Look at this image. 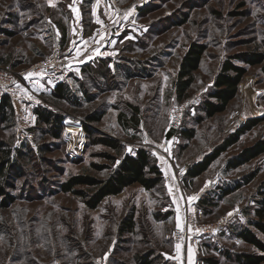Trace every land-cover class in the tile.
Instances as JSON below:
<instances>
[{
  "label": "rangeland",
  "instance_id": "374dc122",
  "mask_svg": "<svg viewBox=\"0 0 264 264\" xmlns=\"http://www.w3.org/2000/svg\"><path fill=\"white\" fill-rule=\"evenodd\" d=\"M193 40L206 43L207 49L188 97L179 102L174 81L180 59ZM57 47L67 50L69 57L100 50V67H106L107 74L101 76L100 87L74 74L69 84L80 97L78 103L55 102L48 90L38 93L40 98L28 92L27 98L21 97L23 104L18 102L15 124L0 126L1 140L13 148L27 141L40 153L26 162L25 175L4 183L0 264H138L137 257L145 253L152 264H208V257L218 259V264H240L226 252H256L234 230L251 215L257 187L264 179V153L232 169L226 162L264 138V119L198 177L178 182L174 170L176 165L188 167L201 159L232 132L228 127L232 109L245 103L249 118L258 116L252 96L242 95L241 88L257 86L264 100L261 64L248 67L237 96L224 111L196 121L224 59L243 50L264 51V0H0V58L6 59L0 64L28 68ZM97 61L95 57L89 62ZM82 84L94 94L92 100L83 95ZM30 100L82 122L87 114L103 111L101 120L89 123L94 136L108 133L121 139V153L146 147L159 166L171 170L154 189L134 183L90 208L79 195L61 190V182L78 173L106 177L110 168L95 164L113 166L115 162L103 153L118 157L121 153L92 142L87 132L83 147L77 148L73 131L80 126L69 120L67 128L63 123L61 138L42 131L29 111ZM184 102L182 127L195 128L190 140L179 132L168 134L173 106ZM41 145L46 149L40 150ZM253 172L257 174L249 183L218 199L219 186ZM132 210L135 230L120 234L119 223ZM188 212L195 217L194 227L220 224L213 232L198 233L187 245L177 243L173 232L178 223H185Z\"/></svg>",
  "mask_w": 264,
  "mask_h": 264
},
{
  "label": "trees",
  "instance_id": "16d2710c",
  "mask_svg": "<svg viewBox=\"0 0 264 264\" xmlns=\"http://www.w3.org/2000/svg\"><path fill=\"white\" fill-rule=\"evenodd\" d=\"M91 1L88 0L89 3ZM65 36L66 33L64 32L63 37L65 38ZM206 49V43L193 40L182 55L174 81L177 101L182 102L188 97L189 90L196 78L195 72L201 65ZM0 61L3 63L6 59L1 57ZM255 64H261V72L264 76V51L258 49L243 50L231 54L224 59L215 75L212 88L201 103L200 108L203 113L197 116L196 121L201 122L207 117L224 111L229 102L237 96L239 84L248 71V67ZM103 65H105L104 62H102ZM104 68L106 67H100V59H98L97 64L87 62L82 67V77L80 78L82 80L86 78L87 81L90 79L95 83L96 87H100L101 76L107 74V69ZM81 90L87 100L94 98V94L85 85L82 86ZM48 95L55 102L67 101L78 103L80 100V97H78L71 85L65 80L58 81ZM34 113L42 131L51 134L55 138H61L64 114L46 104L36 105ZM103 115L104 112L102 111L100 113H89L85 116L84 127L87 136L90 140L92 139V142L106 145L119 154L124 148L121 139L108 133L94 136L95 130L89 124L90 122H98ZM121 115L123 113H120ZM263 119V116L251 117L240 130L230 132L213 150L188 166L186 177L194 179L205 172L222 152L238 142L245 132L251 130ZM15 122L16 108L12 96L9 92L3 91L0 93V126L4 124L13 125ZM177 132L190 140L195 135V128L186 127L183 129L182 127L179 130L170 129L168 134L171 136ZM44 149H46L45 146L41 145L40 150ZM262 153H264V138H259L252 144L243 147L238 153L232 155L227 160L226 167L228 169L236 168ZM39 154L35 153L34 148L27 141H23L20 146L13 148L9 143L0 139V197L7 195L4 183H9V179L11 178H19L25 175L26 162L40 157ZM103 155L115 162L113 166L95 164L100 169L105 167L110 168V172L106 177H98L90 173L74 174L61 182V190L79 195L88 207L95 208L105 197L117 195L129 185L140 183L145 189L150 190L158 187L165 180L161 167L146 147H138L135 153L123 152L119 157L117 154L109 152H104ZM256 174V172H253L246 175L242 180L235 181L233 184L219 186V189H217L218 199L234 192L244 183H249ZM81 185L87 188L79 187ZM0 204L5 205L6 201L1 199ZM250 211L251 215L247 223L236 227L234 233L238 239L252 245L257 251H227L226 254L240 264H261L264 261V179H262L257 187L254 205ZM135 225V214L132 210L121 219L119 233L133 232ZM137 262L138 264H152V257L150 254L145 253L137 257ZM206 262L208 264H218L219 261L218 259L208 257L206 258Z\"/></svg>",
  "mask_w": 264,
  "mask_h": 264
},
{
  "label": "built area",
  "instance_id": "2783aa9c",
  "mask_svg": "<svg viewBox=\"0 0 264 264\" xmlns=\"http://www.w3.org/2000/svg\"><path fill=\"white\" fill-rule=\"evenodd\" d=\"M71 59L68 56L67 50H62L57 47L51 52L46 58L35 63L34 65L16 70V68L11 65L0 64V88L8 89L15 85H23L30 87V77L27 79L25 77L28 76V73H34L41 70H47L51 74L54 75H62L66 73L70 68ZM250 94L252 96L251 105L254 108L255 115L261 116L264 115V100L262 97V91L255 85L249 86V84L244 85L241 88V94ZM244 103V99H242ZM186 102L181 104H175L173 106V113L170 120V129L179 130L184 121V112L186 107ZM245 104V103H244ZM242 104L240 107L234 108L231 110L228 116V127L232 132L240 130L244 124L249 119L247 115L246 109ZM78 123L80 126L79 131H73L77 136V148L81 149L84 145L86 138V130L84 127V121H80L78 119H72L71 117L63 118V123L67 128V120ZM170 162H174L172 156H169ZM186 165H176L174 173L177 177L178 182H182L187 176ZM181 170L183 172L181 173ZM220 223H211L208 225H199L195 226V217L191 212L187 213L185 223L176 227L172 238L177 243L189 244L192 242L201 232L210 233L213 232ZM198 234V235H197ZM195 237V238H194Z\"/></svg>",
  "mask_w": 264,
  "mask_h": 264
},
{
  "label": "crops",
  "instance_id": "0c3cea01",
  "mask_svg": "<svg viewBox=\"0 0 264 264\" xmlns=\"http://www.w3.org/2000/svg\"><path fill=\"white\" fill-rule=\"evenodd\" d=\"M95 52L90 51L86 54L84 53L81 55H75L73 57L70 56V59H71L70 68L66 73L62 75H54L48 72L47 70H41V71L32 73V75L30 76V79H29L30 87L23 86V85H15L13 87L5 89V91L11 94L14 106L18 110V102L22 103L23 98H27L26 96L28 92H31L35 94V96L40 98L38 93L47 92V90L48 92H50L52 88L57 84L58 81L65 80L68 83L72 84V82H74L73 75L75 74L77 77L82 75L81 74L82 67L85 63L92 61L95 57L100 59V50L95 51ZM78 73H80V75ZM22 96L23 98H21ZM27 102H29L28 107L31 108L29 111L31 112L33 117L36 118V115L34 113V107L37 105V103H34L32 100L27 101ZM161 169L164 172V176L166 177L165 170L162 168V166H161ZM166 169L171 170L169 166H166Z\"/></svg>",
  "mask_w": 264,
  "mask_h": 264
},
{
  "label": "snow or ice",
  "instance_id": "6c2138e0",
  "mask_svg": "<svg viewBox=\"0 0 264 264\" xmlns=\"http://www.w3.org/2000/svg\"><path fill=\"white\" fill-rule=\"evenodd\" d=\"M97 3H99V0H97ZM52 6H55V5H52ZM73 11H75V9H73ZM31 75H32V73H28V76L25 77V78L27 79V78L30 77ZM165 151H167V149H165ZM159 159L162 161V164H166V163H167V162L164 160V157H163V156L159 157ZM164 170H165V175L167 176V169H164ZM182 172H183V170H181V173H182ZM169 191L171 192L172 189L169 188ZM189 199H194V197H190ZM177 212H179V208H177ZM229 215H231V213H229ZM177 227H179V223L177 224ZM176 248H177V252H179V250H180V245L177 244V245H176ZM189 252H191V249H189Z\"/></svg>",
  "mask_w": 264,
  "mask_h": 264
},
{
  "label": "bare ground",
  "instance_id": "6f19581e",
  "mask_svg": "<svg viewBox=\"0 0 264 264\" xmlns=\"http://www.w3.org/2000/svg\"><path fill=\"white\" fill-rule=\"evenodd\" d=\"M69 120V119H68ZM70 121V120H69ZM78 124V123H77Z\"/></svg>",
  "mask_w": 264,
  "mask_h": 264
}]
</instances>
